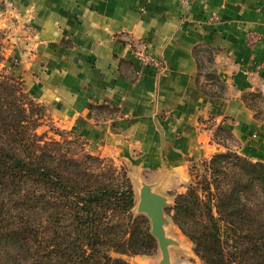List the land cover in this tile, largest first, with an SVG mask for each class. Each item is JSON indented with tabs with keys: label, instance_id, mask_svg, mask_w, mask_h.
Here are the masks:
<instances>
[{
	"label": "crops",
	"instance_id": "crops-1",
	"mask_svg": "<svg viewBox=\"0 0 264 264\" xmlns=\"http://www.w3.org/2000/svg\"><path fill=\"white\" fill-rule=\"evenodd\" d=\"M11 1L34 30L18 71L26 92L89 154L87 146L102 141L129 144L146 159L165 149L182 161L207 160L222 149L205 126L230 119L234 152L264 163V119L239 99L242 92L264 96V0ZM140 44L163 70L135 61ZM198 47L213 52L220 96L199 87ZM91 106L118 110L121 118L101 113L95 124Z\"/></svg>",
	"mask_w": 264,
	"mask_h": 264
},
{
	"label": "trees",
	"instance_id": "trees-1",
	"mask_svg": "<svg viewBox=\"0 0 264 264\" xmlns=\"http://www.w3.org/2000/svg\"><path fill=\"white\" fill-rule=\"evenodd\" d=\"M43 115L20 78L0 75V264H130L116 256L152 252L126 171L78 138L38 134ZM191 175L172 211L202 264H264V163L228 150Z\"/></svg>",
	"mask_w": 264,
	"mask_h": 264
},
{
	"label": "rangeland",
	"instance_id": "rangeland-1",
	"mask_svg": "<svg viewBox=\"0 0 264 264\" xmlns=\"http://www.w3.org/2000/svg\"><path fill=\"white\" fill-rule=\"evenodd\" d=\"M10 1L0 0V75H13L16 78H20L18 71L23 67V55L32 52L30 51V44L33 43L34 30L29 21H22L12 1V6L7 7V2L9 3ZM212 53L211 50L204 47H198L194 51L199 62L197 81L199 87L206 94H217L220 96L222 94V85L212 79ZM239 99L242 102V107L244 108L245 104L246 110L252 117L264 119V96L261 92H242L239 95ZM36 103L38 102L36 101ZM90 109L95 110L94 113L98 114L95 115L97 118H93L95 124L99 123L97 121H100L101 113L112 116L117 121L121 118L118 110H112L109 107L91 106ZM41 123L42 126L37 129V133H46L48 138L60 140L58 135L60 132L63 136L78 137L75 133L57 126L51 120L45 108ZM231 124L232 121L230 119H223L220 123L216 121L207 123L204 128L206 130L209 128L214 143L221 145L222 150L220 152L236 151L235 149L238 146L229 132V125ZM110 129L112 132L117 133L119 128L112 123ZM158 131L161 132L162 130L158 129ZM79 141L82 145V148L79 149H83L84 152L88 153L83 144L84 141L82 139H79ZM87 150L94 152V156L113 163L118 169L122 168L126 171L134 192V206L131 214L133 218L143 217L145 219L149 235L155 243L154 250L146 255L116 257H121L130 264H161V253L157 241L150 234V221L145 215L136 211L137 190H139L138 187L144 184L150 186L153 192L162 196L165 200L162 220L164 221L163 229L166 238L172 242L168 247L170 264H202L193 253L192 243L175 224L172 209L175 206L176 196L186 192L191 183L194 165L201 164L202 161H208L209 159H188L182 161L180 158L170 155V152L165 149L161 150L160 155L156 158L148 157L146 159L143 157L144 154L142 152L134 149L129 144L123 143L113 148V146H106L102 141L94 142V145L90 147L87 146ZM240 156L244 157L243 155Z\"/></svg>",
	"mask_w": 264,
	"mask_h": 264
},
{
	"label": "water",
	"instance_id": "water-1",
	"mask_svg": "<svg viewBox=\"0 0 264 264\" xmlns=\"http://www.w3.org/2000/svg\"><path fill=\"white\" fill-rule=\"evenodd\" d=\"M137 213L145 215L150 221V234L156 239L160 253L161 264H170L168 247L172 243L164 233V221L162 220L165 200L162 196L153 192L151 187L142 184L138 187Z\"/></svg>",
	"mask_w": 264,
	"mask_h": 264
},
{
	"label": "built area",
	"instance_id": "built-area-1",
	"mask_svg": "<svg viewBox=\"0 0 264 264\" xmlns=\"http://www.w3.org/2000/svg\"><path fill=\"white\" fill-rule=\"evenodd\" d=\"M181 3L185 6L188 5L189 0H181ZM12 2H7V7H11ZM215 20V19H214ZM135 61L142 67H151L155 70L161 71L164 68L163 62L160 58L150 54L144 44H140V48H136L132 52Z\"/></svg>",
	"mask_w": 264,
	"mask_h": 264
},
{
	"label": "bare ground",
	"instance_id": "bare-ground-1",
	"mask_svg": "<svg viewBox=\"0 0 264 264\" xmlns=\"http://www.w3.org/2000/svg\"><path fill=\"white\" fill-rule=\"evenodd\" d=\"M138 191V190H137Z\"/></svg>",
	"mask_w": 264,
	"mask_h": 264
}]
</instances>
